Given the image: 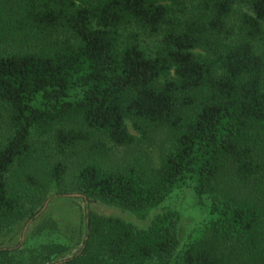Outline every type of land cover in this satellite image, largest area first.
Returning <instances> with one entry per match:
<instances>
[{"label": "trees", "instance_id": "16d2710c", "mask_svg": "<svg viewBox=\"0 0 264 264\" xmlns=\"http://www.w3.org/2000/svg\"><path fill=\"white\" fill-rule=\"evenodd\" d=\"M0 125V231L48 196L84 202L52 264H264V0H0ZM156 135V161L110 164ZM184 185L207 218L178 249L174 210L135 228L87 209L142 218ZM18 245L0 264L65 251Z\"/></svg>", "mask_w": 264, "mask_h": 264}, {"label": "rangeland", "instance_id": "374dc122", "mask_svg": "<svg viewBox=\"0 0 264 264\" xmlns=\"http://www.w3.org/2000/svg\"><path fill=\"white\" fill-rule=\"evenodd\" d=\"M241 9L243 10V8L238 7L236 11ZM127 127L130 133L138 137L129 127V124H127ZM7 133L8 130L0 125V143ZM161 138L156 135L149 140L138 141L136 146L130 149L117 147L109 158V162L113 166L118 164V161L135 155L139 157L147 156L156 161L162 144ZM69 194L77 193L69 192L63 196H48L33 220L23 219L1 230L0 247H11L19 244L18 246L23 250L20 255L27 257L39 250L40 244L49 242L63 244L65 251L60 255L53 256L52 260L48 262L50 264L58 262L73 253L78 248L83 234L85 209L84 202L78 195ZM87 209L100 215L117 217L135 228L145 227L157 213L174 210L178 214L176 224L177 249L189 234L203 224L207 218L205 209L195 204L189 185L172 190L159 205L151 208L142 218H138L126 210L98 201L89 203Z\"/></svg>", "mask_w": 264, "mask_h": 264}, {"label": "water", "instance_id": "95a60500", "mask_svg": "<svg viewBox=\"0 0 264 264\" xmlns=\"http://www.w3.org/2000/svg\"><path fill=\"white\" fill-rule=\"evenodd\" d=\"M69 195H78V194H69Z\"/></svg>", "mask_w": 264, "mask_h": 264}]
</instances>
